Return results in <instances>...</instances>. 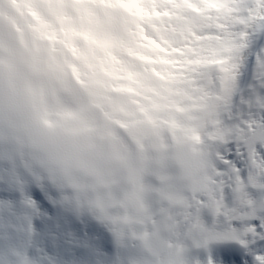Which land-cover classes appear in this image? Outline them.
Returning a JSON list of instances; mask_svg holds the SVG:
<instances>
[{
    "label": "snow or ice",
    "instance_id": "snow-or-ice-1",
    "mask_svg": "<svg viewBox=\"0 0 264 264\" xmlns=\"http://www.w3.org/2000/svg\"><path fill=\"white\" fill-rule=\"evenodd\" d=\"M152 39L126 68L169 102L198 143L207 187L173 203L152 193L108 215L129 259L161 264H264V0H139Z\"/></svg>",
    "mask_w": 264,
    "mask_h": 264
},
{
    "label": "bare ground",
    "instance_id": "bare-ground-1",
    "mask_svg": "<svg viewBox=\"0 0 264 264\" xmlns=\"http://www.w3.org/2000/svg\"><path fill=\"white\" fill-rule=\"evenodd\" d=\"M20 1V0H19ZM11 2L8 0H0V14L4 13L8 16H12V18L15 20V23H17L20 26H23V35L21 37L22 39V47L19 44H16L14 42V38H10L11 36L8 35L10 31L4 30L3 26H0V81L7 82V87L9 90L10 97L15 100L16 96L18 94H23L27 97H35L37 95H43L48 98L50 101V107L49 109L45 110L43 113H38L35 117L38 127L40 129V132L43 134L42 138H37L32 130L30 128H26L25 132L28 136L29 140L36 144L37 142L40 143H46L48 140H50L52 137L58 136V135H64V136H76V137H84V134H87L85 138L90 137L93 134L101 135L102 133H105V131H110V119H117V120H123L126 115L124 113L125 108L123 111L122 109H119V111H110L109 106L105 107L107 112H109V120H102L101 124L99 125V121L96 117L95 111L91 109L90 105L86 104L84 102L83 98V91L81 92L80 89L78 90V87H76L77 95L73 96V99H65L62 97H58L57 99L52 100L51 95H53L58 89L65 88L67 89H74V82L69 80V78L66 77V68L65 66L69 64V62L72 61V56L70 53H67V50L62 47V49H58V51H39L38 42H37V36H40L42 32H50L52 31L53 26V18L54 16H58L59 14L63 13V10L67 11L65 14H69V12L74 8V6H69L63 8V5H57L58 7H54L53 9L50 8L52 4H45L43 6L44 8L39 7V1H23V7H34L37 8L39 12L40 19L38 22L29 20H23L21 18L20 10L18 9H11L10 7ZM95 12L101 11L99 8L94 9ZM118 14L117 19H119V23H122L124 17L122 18L121 14L118 13V10L116 11ZM68 17V16H67ZM47 19L48 22L42 23L41 20ZM1 21V20H0ZM27 23H30L31 25H28L30 28H28ZM34 23V24H32ZM86 23V22H85ZM70 25L67 21L62 24V28L65 26ZM123 26V24H121ZM127 26L126 23H124V27ZM122 28V27H121ZM55 32V31H53ZM112 34V33H110ZM115 35V34H114ZM107 42L112 43L113 38L107 37ZM136 36H132L131 34L123 33L120 37L121 43H126L129 47L133 49V51H137L138 49L141 50V48L144 47V41H141ZM117 40H115V43ZM57 42L55 41L53 45L57 47ZM46 46V44H45ZM26 52H30L29 55H27ZM36 53L32 55L31 53ZM84 53V56H88V60L85 64V62H80L81 59H79L77 62L74 60V69L77 74V76H81L86 79L88 82H92L93 85H95L94 89H91V97L88 98V103H93L101 100V94L104 91L105 85L110 83V79L106 78L104 79L98 68L97 65L94 63H91L92 60V54L90 51H82ZM77 56V55H76ZM25 57H30V62H26ZM91 60V61H90ZM128 67V64L125 62L124 67ZM85 67H87V71L89 69L92 70V73L88 75L85 74ZM126 67V68H127ZM23 69H26L23 71ZM28 72L29 74H34L31 78H28L25 74ZM111 72V71H110ZM45 74L46 77L44 78H36V76ZM36 78V79H35ZM86 85V84H85ZM79 86V85H78ZM80 87V86H79ZM82 93V95L80 94ZM159 98V97H158ZM161 101L166 102V100L159 98L155 101V99L148 100L147 103H149L150 109L146 112L149 113L150 117L153 118L154 116L160 115L161 117L166 114H170L173 117L174 122V135L178 137L182 133L179 129L181 128L180 122L177 120L175 113L170 110V112H166L164 110H161ZM86 104V106L84 105ZM131 108V106H130ZM50 115H56L59 117V119H50ZM165 118V117H164ZM100 120V118H99ZM172 122V123H173ZM151 123V122H150ZM152 124L146 123L145 120L143 122H139L138 125H136L135 129H128V134L130 135V141L132 144H138V146L141 147V150L145 155H142L137 152V155L134 156L133 154H130L129 147H125L124 143L118 142V141H102L101 142V150H94L95 145H92L90 147L87 146L88 150L92 152L89 156H83L80 154L79 151L74 152L71 155H65V156H58L55 158V162L59 163L60 165L64 166L65 168H78L83 170L84 172L93 175L97 178V180L104 186L105 191L97 193V200L96 205L98 208L101 209L103 213H101L103 216L105 215L106 218H109L108 215L113 212V210L108 209L107 205L109 203H113L118 198V195L116 194L119 192L122 196L120 197V202L122 204L121 209H128L136 204H138L140 201H142L141 193L142 191L147 188V184L140 181H136L135 187L133 190L129 191L127 187H124L123 189H120L117 187V179L121 176V172L125 174V177L133 181L132 177L133 173H156L159 174L158 170L161 169L160 166H158L155 163H151V157L153 156L160 161L162 158H167V151H162V149H155L151 150L153 154H149L150 150L145 149V143L142 138V135L145 134V132L149 131V129H154L152 127ZM161 124H163V121H161ZM133 130V131H132ZM87 131V132H86ZM131 131H135V135L132 136ZM110 135H112L110 133ZM4 136L3 133L0 132V179H4L10 183H13V180L17 181L18 183L26 182L27 180H39V182H42L43 180H46L47 178L53 179V181L56 183L57 186H61L56 182V180L48 174L41 166L47 167L48 161L46 160H39L38 165L33 159L26 156L23 152L13 148L10 144H8L6 141L3 140ZM19 139V137H17ZM166 141L164 140V143ZM113 143V144H112ZM162 144V142L158 141L157 139L151 140L148 145L149 146H155L156 144ZM130 145V146H131ZM163 145V144H162ZM105 147H108L107 150L103 149ZM146 151V152H144ZM6 160H9V163H6ZM115 162V163H114ZM116 164V165H115ZM51 171V169H49ZM71 185L76 189L74 192L75 198L78 199L80 192L86 185H83L77 178L72 177L71 178ZM17 188V187H15ZM44 189V188H43ZM46 189V188H45ZM54 188H48L47 192L49 195L55 193ZM57 198H61L63 200L64 205L67 210L74 211V209L79 210L83 209L74 198H71L69 195H59ZM13 204L17 203L13 200H10ZM8 200L0 199V208L4 207V205H8L10 203ZM31 210L29 206H26L25 208H22L21 211L16 210V220L13 218L11 219L10 216H1L0 214V227H3L7 224L13 225V223L20 228L25 227V218L27 215L31 214ZM84 210V209H83ZM95 214H99L100 212H93ZM23 214V215H18ZM18 216V217H17ZM56 233H53V236H45L42 238H39L41 241H38V239L34 236V233L31 231H25L26 235L24 237H20L14 241V243L6 244L5 249L0 246V254L2 253L5 257L7 256V253L11 254H20V251L22 250V247H24V244L26 243V239H28L27 243L36 244L37 247L40 248V254H42L48 262L51 264H106V259H104L101 255L96 257L95 259L90 257L88 258H66L63 254V252L71 251L73 256H76L77 253L73 251V249H66L65 246H63V240L68 239L70 235H72L73 231L66 230L62 225H57L55 227ZM3 234V231H0V235ZM122 244L121 240L119 239V246ZM33 245H30L32 247ZM30 247L28 251L30 250ZM181 249V248H180ZM3 250V252H1ZM179 251V250H178ZM75 253V254H74ZM105 255L106 252H104ZM3 256V257H4ZM9 257V256H8ZM129 257V256H128ZM20 260H25V258L21 255ZM125 257L119 258V260L114 261V264H123L121 260H124ZM31 260L30 258H28ZM163 259V258H162ZM160 259V260H162ZM1 260H3L1 256ZM8 260V258H7ZM30 264V262L26 261L22 264ZM34 261L32 262V264ZM0 264H5V262L0 261ZM34 264H43L41 262H37Z\"/></svg>",
    "mask_w": 264,
    "mask_h": 264
},
{
    "label": "clouds",
    "instance_id": "clouds-1",
    "mask_svg": "<svg viewBox=\"0 0 264 264\" xmlns=\"http://www.w3.org/2000/svg\"><path fill=\"white\" fill-rule=\"evenodd\" d=\"M49 107L50 101L43 95L27 97L18 94L13 101L5 81L0 87V132L3 133V140L40 166L39 160L48 161L47 167H41L66 189L71 198L86 211L103 213L97 207L96 200L97 193L105 191V188L97 178L81 169L65 168L55 162L56 157L71 155L77 151L83 156L91 155L92 152L87 148L89 144L95 145L94 150H101L99 136L93 134L85 138L58 135L46 143L33 144L26 135L25 129L30 128L37 138H42L43 134L35 117ZM49 118L59 119L56 115H50ZM208 166L209 160L203 148L192 139H181L169 149L164 167L158 170L160 178L153 177L151 185L142 191L141 197L145 199L152 193H157L170 198L173 203H184L190 193L202 191L207 187ZM72 177L86 185L78 199L75 198L70 182ZM116 194L121 195L119 192ZM161 264H187L186 252L182 248L179 251L170 250L161 260Z\"/></svg>",
    "mask_w": 264,
    "mask_h": 264
},
{
    "label": "rangeland",
    "instance_id": "rangeland-1",
    "mask_svg": "<svg viewBox=\"0 0 264 264\" xmlns=\"http://www.w3.org/2000/svg\"><path fill=\"white\" fill-rule=\"evenodd\" d=\"M41 3H43L41 0H39ZM0 26H3V27H5L6 29H4V30H9V28H10V26H11V24H13V21L14 20H12V19H10V18H7V16H6V14H4V13H2V14H0ZM95 22V21H94ZM94 24V23H93ZM14 25V24H13ZM115 25V24H114ZM114 25L112 24V23H110L109 24V27H110V29H111V27H112V29H111V31L113 30V28H114ZM81 26L79 25V28H80ZM10 31V33L8 34V35H10L11 37L10 38H14V36H17V35H19L18 33L16 34V32L15 33H12L11 32V30H9ZM42 34H46V33H44V32H42ZM48 35H51V33H48ZM99 35H100V37H102V36H106V37H110V35H112V34H107L106 32H104L103 30L102 31H100V33H99ZM42 36V35H41ZM40 36V37H41ZM15 38H17V39H15L14 40V42L16 43V44H19L21 47H22V45H23V43H22V41H20V40H22L19 36H17V37H15ZM66 38V37H65ZM64 37L63 38H61L62 39V41L64 42L66 39H65ZM100 41H103V42H105V40H102V39H100V38H98ZM61 41V42H62ZM37 42L39 43L38 44V47H39V50L40 51H43V50H45V46H43V42L41 41V40H39V37L37 38ZM24 45H25V43H24ZM27 53V55H29V53L30 52H26ZM32 55H34V53H31V57H32ZM26 59V62H28L29 61V57H25ZM30 62V61H29ZM28 62V63H29ZM24 70H26V69H23V71ZM28 78H30L32 75H34V74H29L28 72H26V74H25ZM144 93H142L141 91L139 92V97H138V95L136 96V97H134V98H132V100H133V103L136 105L137 104V106H135V107H133L132 109L130 108V106H131V104H132V101H124V99H122L121 101H118L117 103L116 102H113V101H111L109 98L107 99L108 100V102L107 103H104V101H105V99L103 98L104 97V95H106V94H104V95H102V97H101V99L102 100H100V102H98V104H96V103H94V106H92L91 107V109H93V107H94V109H95V107H96V105L98 106H100L101 108H104V111L102 112V113H100L99 112V110L97 111V109H95L96 110V112H97V117H99L100 116V118L101 119H104V117L105 118H109V112H107V110H106V108H105V106H108L109 105V110L111 111H119V109H122L121 111H123V109L125 108V112L124 113H126V115L127 116H125L124 117V119L123 120H117V119H115V118H113V119H111L110 121L112 122L111 124H110V131L109 132H111L112 134H113V136H115L114 135V131H113V128H115V126L117 125V124H119V122H125V123H127V124H129V123H132V125H133V122H132V120H129V121H127L128 119H130V118H132L133 116L135 117V115H133V111L135 112L136 110L135 109H137V108H140L138 105H139V100L138 99H140V97H141V95H143ZM145 95V94H144ZM149 98V97H148ZM142 99V98H141ZM106 100V101H107ZM143 100V99H142ZM109 101H110V103H109ZM113 102V103H112ZM162 102V101H161ZM111 103H112V105H111ZM163 103H165V102H163ZM163 103H161V105L163 104ZM87 104V103H86ZM106 104V105H105ZM88 105V104H87ZM111 105V106H110ZM167 106H168V104H167ZM162 107V106H161ZM170 107V106H169ZM164 108V107H163ZM141 109H143V107L141 108ZM143 116H145L144 114H143ZM158 115L157 116H155V118L153 119V121L152 122H154V124H153V126L154 127H156L158 130L157 131H151V132H149L148 133V135L149 136H145L146 138H150V137H152L153 139H157L158 141H160L161 139H164L163 138V136L161 135V130L163 129V126H160L158 123ZM135 119H136V117H135ZM146 121H148V122H146V123H149V124H151L150 123V120H151V118H146L145 119ZM137 122H138V119L136 120ZM164 124H166V123H164ZM167 124L168 125H165V126H167V129H168V131H171V126L170 125H172L171 123H169V121L167 122ZM172 126H174V125H172ZM132 128H134V125H133V127ZM175 128V127H174ZM170 129V130H169ZM112 130V131H111ZM87 132V131H86ZM109 132H106L105 131V133H102L101 135H99V139L101 140V139H105L106 137L105 136H107L108 137V135H109ZM86 135L87 134H84V137H86ZM181 135V134H180ZM179 135V137H177L176 139H175V141L174 142H179V138H181L182 136H180ZM145 137H143V138H145ZM116 138V137H115ZM114 138V139H115ZM90 147H92V145H89ZM156 147H159V148H161V147H164L163 145H161V144H156V146H152L151 145V148L152 149H155ZM139 150H138V153H140L141 154V156L142 155H145V153H143V151L141 150V147L139 146ZM151 148H149V149H151ZM103 149H105V147L103 148ZM151 151V150H150ZM144 152H146V151H144ZM150 157V156H149ZM151 163L153 164V163H155V164H157L158 166H160L161 167V169L164 167V165H165V163L163 162L164 160H160V161H158V159H156V157H151ZM115 163V162H114ZM59 164V163H58ZM116 165V164H115ZM133 176L132 177H130V178H132V179H134V181L133 182H131L130 184L129 183H127L128 181H129V179L127 178V177H125V174H123L122 172H121V176L117 179L118 181H117V187L118 188H120L121 189V187L122 186H128L130 189H133V187H134V185H135V181L137 180V179H139V177H141V179H142V181L143 182H146L147 183V187H149L150 185H151V183L149 184V182H147L146 180H145V176L143 177L142 175H141V173H139V174H137V173H133L132 174ZM145 175H146V173H145ZM147 176V175H146ZM50 179V178H49ZM51 180V179H50ZM53 180V179H52ZM51 180V181H52ZM13 182L14 183H17V181H15V180H13ZM24 184H26V182L24 183ZM54 185L56 186V183L54 182ZM73 187V186H72ZM76 194V193H75ZM118 207L119 206H121V204L120 203H118V205H117ZM107 207H111V205H110V203L107 205ZM117 207V208H118ZM26 255H27V253L25 252V257H26ZM19 256H21V255H19ZM159 258V257H158ZM3 262H5V264H8V262H6L7 260L4 258L3 260H2ZM23 262H26V261H17V263L16 264H22ZM38 261H36V262H34V263H37ZM33 263V264H34ZM27 264V263H26Z\"/></svg>",
    "mask_w": 264,
    "mask_h": 264
}]
</instances>
